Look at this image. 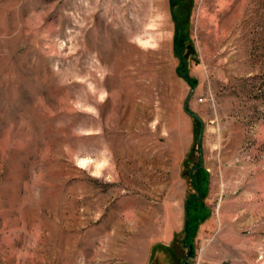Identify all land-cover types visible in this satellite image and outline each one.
<instances>
[{
    "label": "rangeland",
    "instance_id": "374dc122",
    "mask_svg": "<svg viewBox=\"0 0 264 264\" xmlns=\"http://www.w3.org/2000/svg\"><path fill=\"white\" fill-rule=\"evenodd\" d=\"M0 264H264V0H0Z\"/></svg>",
    "mask_w": 264,
    "mask_h": 264
},
{
    "label": "water",
    "instance_id": "95a60500",
    "mask_svg": "<svg viewBox=\"0 0 264 264\" xmlns=\"http://www.w3.org/2000/svg\"><path fill=\"white\" fill-rule=\"evenodd\" d=\"M171 7H173V1L171 2ZM184 66H185V64L182 63V66L179 68V70L183 69ZM183 78L186 79L189 84L191 83V78H190V76L187 73H185L183 75Z\"/></svg>",
    "mask_w": 264,
    "mask_h": 264
},
{
    "label": "clouds",
    "instance_id": "9594fccd",
    "mask_svg": "<svg viewBox=\"0 0 264 264\" xmlns=\"http://www.w3.org/2000/svg\"><path fill=\"white\" fill-rule=\"evenodd\" d=\"M153 47H155V45H152Z\"/></svg>",
    "mask_w": 264,
    "mask_h": 264
},
{
    "label": "trees",
    "instance_id": "16d2710c",
    "mask_svg": "<svg viewBox=\"0 0 264 264\" xmlns=\"http://www.w3.org/2000/svg\"><path fill=\"white\" fill-rule=\"evenodd\" d=\"M194 117H196V116H194ZM198 120V119H197Z\"/></svg>",
    "mask_w": 264,
    "mask_h": 264
}]
</instances>
